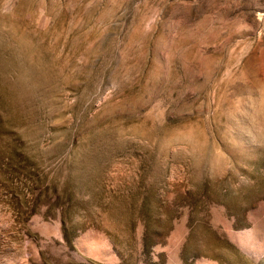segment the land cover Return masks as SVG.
<instances>
[{
    "label": "rangeland",
    "instance_id": "rangeland-1",
    "mask_svg": "<svg viewBox=\"0 0 264 264\" xmlns=\"http://www.w3.org/2000/svg\"><path fill=\"white\" fill-rule=\"evenodd\" d=\"M0 264H264V0H0Z\"/></svg>",
    "mask_w": 264,
    "mask_h": 264
},
{
    "label": "crops",
    "instance_id": "crops-1",
    "mask_svg": "<svg viewBox=\"0 0 264 264\" xmlns=\"http://www.w3.org/2000/svg\"><path fill=\"white\" fill-rule=\"evenodd\" d=\"M251 257H254V255L253 254H251V253H248Z\"/></svg>",
    "mask_w": 264,
    "mask_h": 264
}]
</instances>
